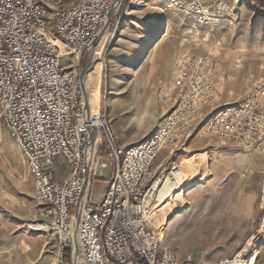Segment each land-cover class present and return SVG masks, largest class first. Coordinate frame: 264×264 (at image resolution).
I'll use <instances>...</instances> for the list:
<instances>
[{
	"label": "built area",
	"instance_id": "1",
	"mask_svg": "<svg viewBox=\"0 0 264 264\" xmlns=\"http://www.w3.org/2000/svg\"><path fill=\"white\" fill-rule=\"evenodd\" d=\"M115 1L0 0V121L27 159L40 227L58 240L55 264H74L80 200L81 264H180L171 249L160 245L154 217L165 202L157 204L167 182L178 186L179 192L195 182L178 165L163 168L155 178L152 169L161 152L176 150L193 136L201 120L204 100L197 96L205 77L197 74V81L151 138L128 148H113L111 156L119 166L101 200L93 203L94 159L107 123L101 110H91L86 121L78 71L63 65L68 55L61 56L60 48L47 37L52 26L82 55L110 27L106 20ZM166 1L169 9L188 15L207 13L200 0ZM201 66L197 63L195 71ZM207 85L213 95V85ZM208 130L238 149L256 147L264 140V106L258 95L243 106L219 111ZM58 159L71 169L61 183L56 181Z\"/></svg>",
	"mask_w": 264,
	"mask_h": 264
},
{
	"label": "rangeland",
	"instance_id": "2",
	"mask_svg": "<svg viewBox=\"0 0 264 264\" xmlns=\"http://www.w3.org/2000/svg\"><path fill=\"white\" fill-rule=\"evenodd\" d=\"M140 1L124 0L123 6L112 15L110 27L105 32L107 42L96 55L89 49L78 56L52 26L47 34L48 39L60 48L61 56L68 55L63 59L64 66L77 70L79 76L80 64L83 68L88 66L86 87L93 107L99 98V106L92 111L101 110L107 123L94 159L91 198L94 183L101 186L103 182L97 177L113 176L119 166L111 156L113 148H128L151 138L197 81V74H202L205 82L197 96L204 101L200 108L201 120L195 124L194 131L204 129L212 135L208 127L219 111L243 106L257 95L264 106V76H251L241 86L239 78L243 67L240 62L229 68L221 60L227 51L243 52L246 46L255 45L256 36L264 38V4L261 1L200 0L207 12L202 17L171 10L166 0H146V5L138 8ZM133 10L135 12L131 13ZM135 20L152 22L156 34L148 46L155 45L145 56L131 59L133 54L125 52L119 43L120 27L115 26V22ZM113 32L114 39L110 40ZM247 39L248 43L242 42ZM170 44L181 46L182 54L172 75L163 81L165 76L152 74L153 66L159 65L161 60L152 58H161L163 54L170 56ZM199 62L202 66L196 72ZM160 79L161 87L157 85ZM208 83L214 87L213 95L206 88ZM63 163L57 165L59 181L66 180L71 173L70 167ZM178 166L190 176L199 170L204 171V175L207 173L206 158ZM177 188L167 182L159 193L157 204L164 201L168 190L179 192ZM34 197L35 182L27 159L0 121V264L56 263L58 240L41 229L42 218ZM155 217L154 224L159 232L160 221ZM242 255L243 252L238 254L237 261Z\"/></svg>",
	"mask_w": 264,
	"mask_h": 264
},
{
	"label": "crops",
	"instance_id": "3",
	"mask_svg": "<svg viewBox=\"0 0 264 264\" xmlns=\"http://www.w3.org/2000/svg\"><path fill=\"white\" fill-rule=\"evenodd\" d=\"M115 26L120 27L119 43L125 52L133 54L131 59L145 56L154 47V43L148 46L156 34L152 22H115ZM254 42L243 52L231 50L221 56L229 68L240 62L241 86L251 76H264V38L256 36ZM169 46L170 56L151 57L161 60L157 66L152 64V74L165 76L163 81L172 75L182 54L181 46ZM166 58L171 62L166 63ZM161 80L159 87L163 86ZM204 158L206 175L200 170L191 174L195 184L166 199L155 215L160 221V244L169 247L180 264H226L237 261L240 252L243 264H264V141L252 150L241 151L204 129H195L181 148L159 154L152 178L165 167ZM59 163H63L61 159L56 160V165ZM111 177H97L103 182L101 186L94 183V203L101 200ZM56 181L63 182L58 176Z\"/></svg>",
	"mask_w": 264,
	"mask_h": 264
},
{
	"label": "water",
	"instance_id": "4",
	"mask_svg": "<svg viewBox=\"0 0 264 264\" xmlns=\"http://www.w3.org/2000/svg\"><path fill=\"white\" fill-rule=\"evenodd\" d=\"M123 2L124 0H116L110 13L107 16V20L106 23L107 25L110 23L111 19H112V15L116 12H118V10L123 6ZM104 34V31L101 32V34L99 35V37L91 44L90 46V50L97 44L98 40L100 39V37ZM85 52H83L84 54ZM88 66L83 68L82 64H80V76H79V80H80V87H81V94H82V98H83V103H84V115H85V119L88 122L89 118H90V105L88 102V97L86 94V89H85V85H84V79H85V74L87 72ZM88 133L90 135V137L93 139L94 135L92 130L89 128ZM85 169H86V175H87V170H88V163L87 161L85 162ZM87 181V177L85 178V183ZM80 206H81V200L78 203V208L76 210V214H75V219L77 220V225L74 226V236H73V243H74V264H79V251H78V242H77V228H78V220H79V216H80Z\"/></svg>",
	"mask_w": 264,
	"mask_h": 264
},
{
	"label": "bare ground",
	"instance_id": "5",
	"mask_svg": "<svg viewBox=\"0 0 264 264\" xmlns=\"http://www.w3.org/2000/svg\"><path fill=\"white\" fill-rule=\"evenodd\" d=\"M145 2H146V0H142V1H140L138 7H139V8L144 7V6L146 5ZM164 22H165V21H164ZM164 24H165V23H164ZM158 37H159V35L156 36L154 39H156V38H158ZM49 38H50V37H49ZM50 40L53 41L51 38H50ZM151 40H153V39H151ZM106 42H107V34L104 33V34L100 37V39L98 40L97 44L91 49L93 55L98 54L100 48H101L102 46H104V44H105ZM86 78H87V74L85 75L84 85H85L86 94H87V97H88V100H89L88 102H89V105H90V109H91V110H94L95 108H97V107L99 106V98H98V100H97V105H96V107H93V105H92V101H91L90 96H89V93H88V89H87V87H86ZM173 194H174V191H173L172 189L168 190L167 193L165 192L164 200L168 199V198H169L170 196H172ZM75 225H77V220H76V219H75ZM74 231H75V230H74ZM79 264H81V263H80V259H79ZM230 264H243V263H242V261H236V262H232V263H230Z\"/></svg>",
	"mask_w": 264,
	"mask_h": 264
}]
</instances>
